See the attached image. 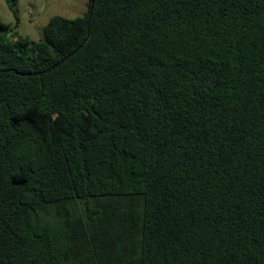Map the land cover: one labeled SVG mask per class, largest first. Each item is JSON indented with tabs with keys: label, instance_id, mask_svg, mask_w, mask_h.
Here are the masks:
<instances>
[{
	"label": "trees",
	"instance_id": "16d2710c",
	"mask_svg": "<svg viewBox=\"0 0 264 264\" xmlns=\"http://www.w3.org/2000/svg\"><path fill=\"white\" fill-rule=\"evenodd\" d=\"M0 264H264V0L0 21Z\"/></svg>",
	"mask_w": 264,
	"mask_h": 264
},
{
	"label": "rangeland",
	"instance_id": "374dc122",
	"mask_svg": "<svg viewBox=\"0 0 264 264\" xmlns=\"http://www.w3.org/2000/svg\"><path fill=\"white\" fill-rule=\"evenodd\" d=\"M88 6L89 0H0V21L16 32L17 38L35 42L51 17L75 19L83 16Z\"/></svg>",
	"mask_w": 264,
	"mask_h": 264
}]
</instances>
